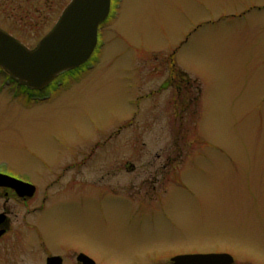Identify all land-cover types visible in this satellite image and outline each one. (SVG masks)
<instances>
[{
  "label": "rangeland",
  "instance_id": "obj_1",
  "mask_svg": "<svg viewBox=\"0 0 264 264\" xmlns=\"http://www.w3.org/2000/svg\"><path fill=\"white\" fill-rule=\"evenodd\" d=\"M16 7L0 26L32 49L53 11ZM99 35L92 66L47 97L0 85V165L39 183L40 159L130 164L124 193L53 203L44 233L99 264L218 251L264 264V0H112Z\"/></svg>",
  "mask_w": 264,
  "mask_h": 264
},
{
  "label": "flooded vegetation",
  "instance_id": "obj_2",
  "mask_svg": "<svg viewBox=\"0 0 264 264\" xmlns=\"http://www.w3.org/2000/svg\"><path fill=\"white\" fill-rule=\"evenodd\" d=\"M58 1L0 0V18L12 17L16 2L19 5L16 7V12L23 13L26 11L25 13L27 14L25 15L27 17L28 13L31 12H34L32 13L33 15L38 14L40 16L44 12L42 5L47 8L45 17L49 16L50 9H52L53 20L51 23L47 22L43 25V29H47L43 32L37 44L32 47L35 48L40 40L56 26L64 13V11L60 13V4ZM107 21L101 24L100 29ZM0 28L11 33L5 27L0 26ZM83 70L81 68L64 73L53 82L54 87L63 85L68 79L75 80V78L82 75L78 74L82 73ZM0 82L1 88L5 90L11 91L13 85H15L13 79L2 67H0ZM26 94L30 99H41L48 95L45 90L41 92L27 91ZM151 96H153V93L146 97L149 98ZM122 130L123 128H118L117 131L112 133L110 139L114 137L118 138L122 134ZM109 140L101 143V145H107ZM95 156V153H80L70 159L57 160L56 166L51 165L45 159H40L39 162L42 168L39 171V183L33 181L26 174L14 172L2 164L0 165V173L35 186V192L29 195L24 193L22 188L0 185V200H2L0 204V215L4 217L0 224V264H85L82 260H79L81 254H85L94 259L85 249L77 248L74 244L59 241L53 243L49 236L44 233L42 224H44L43 221L45 219L51 216V205L53 203L58 202L59 205L66 206L69 197L73 200L77 194H87L88 190L93 187L99 188L100 190H108L114 194L124 193V188L122 187L123 177L126 167L128 168L130 166V164L126 166L124 155H107L99 160L93 168L92 162ZM164 167L166 168V165ZM127 171L130 172L131 170L127 169ZM132 171L134 172V169ZM168 171L167 174L172 172L170 170ZM159 174H164V171L162 169L156 171L155 181L158 179ZM154 183L153 189H157V182ZM101 185L106 186L100 187ZM35 217H38L37 220L33 219ZM2 231L3 233H1ZM27 231H33L34 233H28ZM207 253L229 252L218 251ZM182 254L196 253H178L171 256H163L156 260L169 258L166 259L165 264H174L173 257ZM232 256L234 257L232 264H237L236 257L233 254ZM56 257L60 258L59 262L58 259H54ZM94 261L95 264H99L96 259ZM246 263L253 264L248 260L247 262L243 261L239 264ZM91 264L93 263L91 262Z\"/></svg>",
  "mask_w": 264,
  "mask_h": 264
},
{
  "label": "water",
  "instance_id": "obj_3",
  "mask_svg": "<svg viewBox=\"0 0 264 264\" xmlns=\"http://www.w3.org/2000/svg\"><path fill=\"white\" fill-rule=\"evenodd\" d=\"M111 3L112 0H73L34 49L0 29V66L20 85L32 90L45 89L59 75L79 68L92 57L100 25L110 15ZM0 185L22 188L29 195L35 192L34 185L2 173ZM3 218L0 215V224ZM54 259L60 261L58 257ZM79 260L95 264L85 254ZM172 260L174 264H232L234 257L230 253H196L177 255Z\"/></svg>",
  "mask_w": 264,
  "mask_h": 264
},
{
  "label": "trees",
  "instance_id": "obj_4",
  "mask_svg": "<svg viewBox=\"0 0 264 264\" xmlns=\"http://www.w3.org/2000/svg\"><path fill=\"white\" fill-rule=\"evenodd\" d=\"M168 85H171V82H170V84L169 83H167ZM199 84V83H198ZM19 91H18V93H21V94H25L27 91H28V89H26V88H24V87H20L19 86ZM202 90H201V85L199 84V97H201V94H202V92H201ZM32 94V93H31Z\"/></svg>",
  "mask_w": 264,
  "mask_h": 264
}]
</instances>
